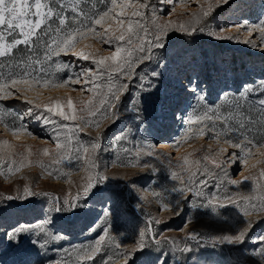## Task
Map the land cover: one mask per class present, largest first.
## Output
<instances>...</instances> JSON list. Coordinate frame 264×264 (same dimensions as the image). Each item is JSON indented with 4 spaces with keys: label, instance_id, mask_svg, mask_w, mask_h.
<instances>
[{
    "label": "rangeland",
    "instance_id": "1",
    "mask_svg": "<svg viewBox=\"0 0 264 264\" xmlns=\"http://www.w3.org/2000/svg\"><path fill=\"white\" fill-rule=\"evenodd\" d=\"M43 2L58 13L47 22L51 25L49 35H43L47 31L44 25L38 30V37L42 39L33 37L29 45H17L0 57V82L6 83L25 71L31 73L30 79L35 77L40 81L31 89L25 90L24 86H20L22 91L9 89L15 93L9 99L0 96V264H54L57 260L61 264H104L109 258L110 264H124L120 250L134 247L141 231L146 232L145 240L153 250L138 252L130 264H157L163 253L156 248L169 253L166 264H172L173 251L182 264H264V254H254L264 253L259 241L264 236V212L253 211L244 217L236 205L225 199L232 196L244 207L247 205L242 197L251 196L249 203L258 205L259 197L264 195V190H254L253 181L244 180L241 175L255 176L264 185V178L259 175L264 163L252 167L261 159L258 154L247 157V166L242 164L245 150L252 149L255 153L253 145H264V140H258L264 132L256 128L259 118L255 111L239 110L245 99L253 101L251 94L259 88L249 83L245 85L254 88L253 93L245 86L239 92L235 81L238 76L255 75L264 68V43L260 33L256 29L251 36L248 34L249 27L264 21V0H229L228 4L215 7L207 18L202 17L201 5L206 9L214 0H171V3L149 0L142 20L149 28V37L155 23L175 21L165 47L155 50L154 59L135 68L132 81L113 73L112 82L129 83L128 92L115 109L105 104L94 116L83 111L82 103L92 96L90 83L57 85L70 74H78L81 68L103 69H97L91 60L84 61L73 55L61 54L48 60L45 53L47 44L57 35V28L62 29V35L80 25L91 27L92 21L111 6V0ZM193 13L201 18L199 23L192 17ZM61 16L66 17V26L59 25ZM180 24L189 28L194 24L197 31L181 32ZM242 24L245 26L239 27ZM200 27L204 28L203 32L199 31ZM95 30L103 31L99 25ZM218 35L232 39H217ZM14 37L22 38L18 30ZM5 38L6 42L13 39L7 33ZM245 40L254 41L256 46ZM115 43L127 42L107 44L103 37L96 38L89 33L82 39L78 37L77 47L106 56L115 50ZM136 58L134 55L133 60ZM57 63L69 64L70 68L58 71ZM124 71L130 72V68ZM153 72L159 75L152 76ZM44 80L49 81L47 86ZM96 82L106 92L107 74ZM193 82L195 92L189 91ZM142 83L150 90L142 91ZM202 95L204 98L200 99ZM25 96L34 103L29 104ZM68 98L73 99L78 110L81 108L78 115L82 119L68 121L44 109H35L36 103L59 99L66 104ZM100 99L96 97L94 107H99ZM29 108L34 109L32 114H28ZM112 111L117 112L118 118L111 115ZM205 114L213 119L193 122L195 117ZM231 123L244 127L253 138L239 137L230 128ZM63 125H69L71 131ZM57 130L61 132L59 140L54 138ZM58 142L67 148L58 152ZM159 142L166 143V148L159 149ZM229 142L243 147H231ZM94 144L99 147L94 148ZM87 148L89 151L85 153ZM149 151L153 155H147ZM186 160L196 162L189 166L194 171L198 169L195 186L201 189L202 195L186 193L187 199L181 200L180 193L172 189L186 186L187 173L180 167ZM173 172L184 176L185 184L174 180ZM89 176L95 187L84 197L82 190ZM100 177L106 179L97 183ZM200 179L206 180V184L199 185ZM231 179L241 183L232 185ZM25 189L35 195L27 197ZM78 193L81 197L77 203H82V207L55 212L57 205L63 206L65 199L71 200ZM209 199L212 204L203 207ZM212 206L217 208L216 212H212ZM45 218L52 221L51 228L46 227L40 233V224ZM246 220H251L253 227L241 244L198 246L196 241L185 239L189 232L204 238L235 235L246 227ZM18 223L35 229L39 242L33 243L37 235L24 236L18 244L10 242L5 232ZM105 227L109 232L101 252L94 260H82L83 250H90ZM53 234L62 238L53 240ZM156 241L161 243L157 245ZM186 244L194 249L191 253L180 252Z\"/></svg>",
    "mask_w": 264,
    "mask_h": 264
},
{
    "label": "snow or ice",
    "instance_id": "2",
    "mask_svg": "<svg viewBox=\"0 0 264 264\" xmlns=\"http://www.w3.org/2000/svg\"><path fill=\"white\" fill-rule=\"evenodd\" d=\"M163 3H171V0H162ZM229 3V0H214L213 2H209L207 4V8L204 9V6L201 5L202 9V17H209L214 11L215 7H219L221 5H226ZM149 7V0H111V6L108 7L106 11H103L99 14L97 18L92 21V26L87 27L85 25H80L79 27L70 28L69 30L63 32L61 35L62 29L57 28L55 31L57 33L51 41L47 44V52L45 53V58L51 60L52 57H60L61 54L73 55L77 58H82L84 61L91 60L92 63L96 66L97 69H103V71H93L90 68H81L78 74L72 73L68 76L67 79L63 81L62 84L57 85L58 87H63L64 85L71 84H91L92 87L89 89L92 93L90 99L84 104V110H87L89 115H96L98 111L105 104H108L109 109H115L118 106L122 96L126 95L129 89V83H113L112 82V74L119 73L121 77L125 78L127 81H132L135 78V68L138 67L145 61H151L155 58V50L163 49L166 44V38L169 34L170 29L175 25V21L169 19L165 22L155 23V29L151 33V37H149V28L145 23H142V20L145 18V10ZM154 14L156 9L153 7L151 9ZM58 15V13H54L53 9L45 4L43 0H34V3H30V0H0V26H6V28L0 29V57L5 56L6 53H10L13 49L16 48L17 45H29L30 41L33 37H38V30L42 28V26L47 25V31L43 33V35H49L51 32V25L47 22L54 16ZM128 17V19H123V17ZM34 17V19L30 18ZM192 17L196 19L197 23L200 22L199 17H197L196 13L192 14ZM153 19L155 17L153 15ZM246 24V22H245ZM245 24L240 25L239 27H244ZM59 25L66 26V17L61 16L59 19ZM99 25L103 31H96L95 26ZM179 29L181 32L193 34L197 31L196 26L193 24L191 27H186L184 24L179 25ZM258 29L260 33L261 42L264 43V21H261L260 25L249 27L248 34L252 35L253 31ZM19 31V34L22 38H15L14 33ZM199 31L203 32L204 28L200 27ZM223 31V30H221ZM5 33L8 36L13 37L11 42H6ZM91 33L96 38H104V42L107 44H112L114 41L119 42H127L124 44L115 43L116 47L114 51H111L108 55H95L91 51H86L85 48H78L77 41L79 39L84 38L86 35ZM42 39V37H38ZM217 39H232L231 36L218 35ZM245 43H252L255 47L256 44L254 41L245 40ZM138 58L133 60V56ZM39 63V62H38ZM70 68L69 64H56V69L58 71L63 69ZM125 68H130V72H125ZM43 71V69H41ZM107 74L108 76V84L107 90L105 92L104 86L101 83H97L101 76ZM73 75L76 76L73 79ZM159 73L153 72L152 76H158ZM31 73L25 71L21 76H14L8 82H0V96L3 99H9L15 95V93L11 92L9 89H16L17 91H22L20 86H24V89H31L34 84L40 83L38 79L35 77L29 78ZM81 77L84 79L81 80ZM143 80V78H141ZM43 84L47 86L49 84L48 80H44ZM245 89L249 92L255 91L254 88H250L248 85H245ZM141 90H150L146 89L142 83ZM83 92V88L80 89ZM189 91H196V84L193 82L189 86ZM260 92H264V87L260 89ZM101 97L99 101V107H94V100L96 97ZM111 98V99H110ZM203 95L200 99H203ZM25 100L32 104L34 101L28 100L25 96ZM260 105H264V99L259 100ZM138 106V101H137ZM35 109H44L49 113L54 115H58L62 117L64 120L68 121H77L78 119H82V116L78 115V111H81V108L78 110L77 105L74 103L72 98H68L66 104L61 102V100L57 99L52 103H36ZM211 111V109H209ZM34 112L33 108L28 109V114H32ZM42 115V114H41ZM111 115L117 117V112L112 111ZM22 118V117H21ZM36 119H40V116H37ZM208 119H213V117L208 116L207 114L201 115L200 117H195L193 122H203ZM55 123V121H54ZM65 129L71 131L69 125H63ZM16 131H20L17 129ZM30 134V133H28ZM203 135V133H201ZM61 136L60 131H56L55 139L59 140ZM231 147L242 148V144H232L229 142ZM94 148H98V144L93 145ZM56 148L58 152L62 149H66L67 145H62L61 143H57ZM255 149V153H253L252 149L245 150L246 156L242 160V164L244 166L248 165V158L252 155L258 154L261 159L255 161L252 167L255 168L258 164L264 163V145L256 146L253 145ZM89 149L85 150L87 153ZM226 151V150H225ZM45 154H49L47 151ZM147 155H153L151 151L146 153ZM139 155V153H137ZM58 162V161H57ZM196 162L186 160L184 164L180 165L187 173V183L185 184L184 176H180L177 173H172V178L180 180L186 186L182 188H173V192L180 193V199H187L186 193H191L194 196H201L202 191L196 185V176L197 171H194L193 168L189 165L194 164ZM148 165H145L147 167ZM244 180H252L253 181V189L260 188L264 190V185H260L257 181V178L252 175L244 176L241 173ZM261 178H264V169L260 170L259 173ZM106 177H100L97 183L102 182ZM199 185H205L206 180L200 179L198 181ZM229 183L232 185H239L241 180L231 179ZM95 187V183H93V179L91 176L88 177V182L85 184L82 190V195L86 197L91 190ZM27 193V197H31L35 195V193L25 189ZM239 195V194H236ZM81 193H78L76 197H73L71 200L65 199L63 201V206L57 205L55 208L56 213L60 212H70L75 209L82 207V203H77L80 200ZM26 197H21V199H25ZM8 199H13V197H8ZM215 199V198H213ZM225 199L231 203L236 205V207L240 210L244 217H248L253 211L264 212V195L259 197L260 203L250 204L249 202L253 199L251 196L242 197L243 201L247 206L242 207L240 203L232 196H226ZM179 203V201L177 202ZM210 204H212V199H209V203L203 205V207L207 208ZM223 206V205H221ZM164 207H168V205H164ZM180 210L182 211L181 207ZM212 212H216L217 208L212 206ZM108 213H105L107 216ZM179 215V212L176 213ZM36 223V222H33ZM52 221L47 218L44 219L43 223L40 224V233H44L46 227L51 228ZM159 223V221H157ZM253 227V222L251 220H246V227L239 230L235 235H225V236H213L209 238L201 237L200 234L195 232H189L185 237L186 240L196 241L197 245H207L211 244L215 246L216 244H241L245 241L249 231ZM109 232V228L105 227L103 229V233L99 235L98 239L95 241V244L90 246L89 249L83 250V255L80 257L82 260H94L97 254L101 252V245L105 241ZM37 235L35 229L31 227H26L23 224H17L14 227L8 229L5 232L6 238L13 243H19L21 238L24 236H32ZM139 240L135 242L134 247L131 249H121L120 254L124 256V264H130V261L134 259L138 252H143L145 249H152L151 245L146 242V232L141 231L139 233ZM60 237L57 234L52 235L53 240H58ZM40 240L39 235H37V240L33 241V243H38ZM259 241L261 242L262 248H264V236L259 237ZM46 243V241H45ZM161 241H156V244L159 245ZM175 243V241H173ZM40 246H44L41 244ZM120 245L117 244V248ZM153 250V249H152ZM156 251H161L163 254L160 256L157 264H166V257L169 253L164 252L163 249L156 248ZM194 249L187 244L180 249L181 253H191ZM254 254H264V253H254ZM173 262L172 264H182L180 257L175 255V251L172 253ZM110 259L106 260L104 264H110ZM54 264H61L59 260L55 261ZM168 264V262H167Z\"/></svg>",
    "mask_w": 264,
    "mask_h": 264
},
{
    "label": "trees",
    "instance_id": "3",
    "mask_svg": "<svg viewBox=\"0 0 264 264\" xmlns=\"http://www.w3.org/2000/svg\"><path fill=\"white\" fill-rule=\"evenodd\" d=\"M246 66V65H244ZM235 81L237 82L236 84V91H241L245 84L252 83L251 86L257 85L256 87L259 88L258 91H256L255 94H251V98L253 101H249L248 99H245L244 101L241 102L239 110H243L248 113L249 109L250 111L253 110L255 111V114L259 118L258 121H256L255 125L258 131L264 132V105L259 104V100L264 99V92H260V89L264 87V68L260 69V71L256 72L255 75H246L243 78H240L239 76L235 78ZM250 86V87H251ZM253 93V92H252ZM218 95H216L217 97ZM252 102V103H250ZM253 113V112H252ZM250 113V115L252 114ZM255 114L253 116H255ZM251 118V117H248ZM251 120V119H250ZM231 129L235 130V134L239 135V137H249L253 138L252 133L248 131H244V127H238L237 125H234L231 123ZM231 132V131H230ZM229 135V132L227 133ZM262 136V135H261ZM258 139V138H257ZM255 139V140H257ZM258 140H264V136H262V139ZM230 222V221H228Z\"/></svg>",
    "mask_w": 264,
    "mask_h": 264
},
{
    "label": "bare ground",
    "instance_id": "4",
    "mask_svg": "<svg viewBox=\"0 0 264 264\" xmlns=\"http://www.w3.org/2000/svg\"><path fill=\"white\" fill-rule=\"evenodd\" d=\"M158 144H159V145H158L159 149H160V148H164V147L166 148V146H167V144H166V143H163V142H159ZM36 264H37V263H36Z\"/></svg>",
    "mask_w": 264,
    "mask_h": 264
}]
</instances>
